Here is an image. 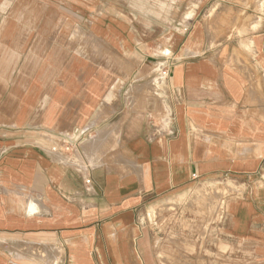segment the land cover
Wrapping results in <instances>:
<instances>
[{"label":"crops","instance_id":"obj_1","mask_svg":"<svg viewBox=\"0 0 264 264\" xmlns=\"http://www.w3.org/2000/svg\"><path fill=\"white\" fill-rule=\"evenodd\" d=\"M198 183V260L264 264V0H0V264H166Z\"/></svg>","mask_w":264,"mask_h":264},{"label":"rangeland","instance_id":"obj_2","mask_svg":"<svg viewBox=\"0 0 264 264\" xmlns=\"http://www.w3.org/2000/svg\"><path fill=\"white\" fill-rule=\"evenodd\" d=\"M219 187L198 183L182 193L152 204L149 212L142 215L144 220L152 222L156 247L166 264H207L204 259L198 260V244L195 241L198 242V227L205 237L210 222L220 218L225 197L232 194L227 186ZM201 220L204 227L200 225ZM166 239L169 244L162 246V240L167 242Z\"/></svg>","mask_w":264,"mask_h":264},{"label":"built area","instance_id":"obj_3","mask_svg":"<svg viewBox=\"0 0 264 264\" xmlns=\"http://www.w3.org/2000/svg\"><path fill=\"white\" fill-rule=\"evenodd\" d=\"M169 72H170V66H167L166 68L162 69L159 73V78H166L169 76ZM71 148V143L70 140L67 141L66 145H65V149L66 150H70ZM53 149H56L55 147Z\"/></svg>","mask_w":264,"mask_h":264},{"label":"bare ground","instance_id":"obj_4","mask_svg":"<svg viewBox=\"0 0 264 264\" xmlns=\"http://www.w3.org/2000/svg\"><path fill=\"white\" fill-rule=\"evenodd\" d=\"M260 8V7H259Z\"/></svg>","mask_w":264,"mask_h":264}]
</instances>
